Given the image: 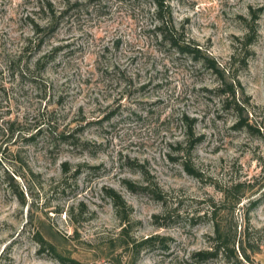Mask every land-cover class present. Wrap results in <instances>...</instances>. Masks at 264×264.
Listing matches in <instances>:
<instances>
[{
	"label": "rangeland",
	"instance_id": "rangeland-1",
	"mask_svg": "<svg viewBox=\"0 0 264 264\" xmlns=\"http://www.w3.org/2000/svg\"><path fill=\"white\" fill-rule=\"evenodd\" d=\"M165 4L218 64L251 34L235 70L244 123L215 72L161 41L149 0H0V264H130L124 240L155 236L136 264H235L193 257L213 247L209 204L232 182L241 201L218 218L249 234L242 263L264 264V0ZM107 189L131 208L124 237ZM35 232L73 262L39 252Z\"/></svg>",
	"mask_w": 264,
	"mask_h": 264
},
{
	"label": "trees",
	"instance_id": "trees-1",
	"mask_svg": "<svg viewBox=\"0 0 264 264\" xmlns=\"http://www.w3.org/2000/svg\"><path fill=\"white\" fill-rule=\"evenodd\" d=\"M155 7L156 10V16L158 17V27L157 30L159 31V36L161 38V41L166 43L170 48L175 49L177 53L180 54H186L195 62L200 63L203 67L211 70L212 72H215L218 77L219 81L223 85L221 93L224 97V105H232L234 109L239 114V123H244L246 119L242 118L243 108L236 103V93H237V87L240 88V83L237 78V73L235 70L236 68H240V70H246L247 69V63L248 59L251 57V54L248 51V47L253 43L251 34L247 35L245 37V43L240 49H236L230 56L228 62L225 63V65L218 64L212 57L206 54V50H202L200 46H198L195 42L190 41L185 38L183 29H177L174 27L172 22L170 21V14L167 10V6L165 4V0H149ZM53 22H50L49 25L45 26L44 28L40 30H50L51 28L56 25H53ZM193 122V120L191 121ZM238 123V125H239ZM188 130L186 135V140L184 141V144L186 148H188L187 152L190 151L195 145L196 142H198L199 138H193L194 134L192 132V125L187 124ZM33 137L29 136L28 139H31ZM186 164V163H185ZM66 170L67 165H64ZM185 169H187L188 173H192L193 171L190 170L186 165ZM78 172V169L75 170L74 175ZM123 184L126 185V187L130 191H135V185H133L128 180H123ZM245 184L241 182L237 183H231L226 188H223L222 194L223 199L221 202H213L211 201L210 210L208 212L209 217L214 220L213 222V232L214 236L212 239L213 247L209 250H203L199 251L193 254L194 258H197L199 261H205L211 258H215L218 256L223 257L225 260L227 259V262L229 259H233L235 264H244L241 260H244L248 262L249 257L246 253L247 248L244 245V243L248 244L247 241H249V234L245 233V230L243 231V238H240L238 241L237 239V232L236 230L233 231L230 224H223L221 223V219L219 217V211L220 208L224 207L226 204H230V212H232L235 207L240 203L242 195L241 190L245 188ZM139 190L141 191H148L147 186H141L139 187ZM107 195L112 200V203L117 211V216L122 222L123 228L121 229L120 234L124 237V235H127V225H130V213L131 208L125 203L123 198L120 194L115 192L113 189H107L106 191ZM156 197L158 199H161V194L158 192H155ZM262 197L264 198V188L262 192ZM77 212H75L73 209H70V213L72 217L76 220V218L81 217L86 212V208L83 205H80L76 208ZM217 219H220L217 220ZM248 222V220L246 221ZM246 236V237H245ZM34 237L36 239V242L38 244V251L42 252L45 251L46 246L48 245L49 249L53 251L55 254L56 259L60 261L61 263H67L73 262V260H67L63 258L62 256L56 254L54 249L49 246V244L43 240V238L40 236L38 232L34 233ZM128 237V236H127ZM247 239V241H246ZM163 238H160L158 236L150 237L148 239H145L143 241H136L133 238H129L128 240H124L125 247L128 252H130L132 256V260L130 264H136V257L139 255L141 249L145 247L146 245H150L155 242L162 243ZM238 242L239 247V254H241L242 259L238 257V250H235V245Z\"/></svg>",
	"mask_w": 264,
	"mask_h": 264
}]
</instances>
